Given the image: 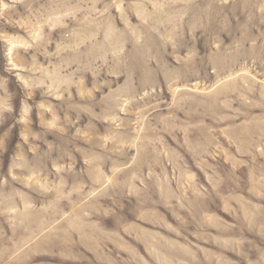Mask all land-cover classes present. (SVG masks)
Segmentation results:
<instances>
[{"label":"rangeland","instance_id":"obj_1","mask_svg":"<svg viewBox=\"0 0 264 264\" xmlns=\"http://www.w3.org/2000/svg\"><path fill=\"white\" fill-rule=\"evenodd\" d=\"M0 264H264V0H0Z\"/></svg>","mask_w":264,"mask_h":264}]
</instances>
